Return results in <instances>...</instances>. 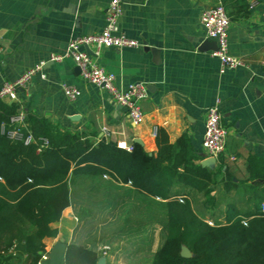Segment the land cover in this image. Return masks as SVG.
I'll use <instances>...</instances> for the list:
<instances>
[{
	"label": "crops",
	"instance_id": "0c3cea01",
	"mask_svg": "<svg viewBox=\"0 0 264 264\" xmlns=\"http://www.w3.org/2000/svg\"><path fill=\"white\" fill-rule=\"evenodd\" d=\"M222 1L231 17L229 50L244 62L223 72L212 54L216 44L200 22L202 10L215 0H122L121 30L147 44L107 47L98 55L92 52V57L116 75L119 89L134 81L147 85L140 124H134L126 108L103 87L85 81L69 57L46 63L45 77L32 76L19 90L18 109L46 118L61 131L79 132L93 143L105 138L132 146L138 137L150 153L157 151L160 127L172 143L185 136L197 154L194 162L207 167L214 180L208 193L182 183L173 187V193L188 197L210 225L227 223L235 211L261 210L264 0H247V13L237 11V18L231 13L237 0ZM108 2L0 0V85L17 79L51 53L65 51L71 38L100 31ZM63 84L77 86L80 95L68 99ZM217 99L221 122L228 129L226 148L213 162L204 163L210 158L203 147L206 111ZM69 193V205L50 224L56 233L43 239L48 253L57 245L76 244L98 251V261L103 259L104 264L153 263L165 237L163 199L117 180L111 172L73 175ZM193 194L198 195L197 206ZM104 245L109 246L106 254Z\"/></svg>",
	"mask_w": 264,
	"mask_h": 264
},
{
	"label": "trees",
	"instance_id": "16d2710c",
	"mask_svg": "<svg viewBox=\"0 0 264 264\" xmlns=\"http://www.w3.org/2000/svg\"><path fill=\"white\" fill-rule=\"evenodd\" d=\"M247 10V0H237L232 18ZM17 110L15 102L0 103V264H37L46 251L43 239L56 233L50 224L70 203V178L106 172L164 200L165 237L152 264H264L260 209L235 211L227 223L210 225L188 197L173 193L178 183L208 193L214 180L207 167L194 162L197 154L185 136L172 143L160 127L156 152L137 142L126 150L105 138L93 143L79 132L61 131L46 118L26 113L29 130L49 141L26 144L1 132V123ZM183 246L189 256L182 255ZM98 259L99 252L87 246L66 248V264H97Z\"/></svg>",
	"mask_w": 264,
	"mask_h": 264
},
{
	"label": "built area",
	"instance_id": "2783aa9c",
	"mask_svg": "<svg viewBox=\"0 0 264 264\" xmlns=\"http://www.w3.org/2000/svg\"><path fill=\"white\" fill-rule=\"evenodd\" d=\"M122 0H109L105 9L106 23L97 32L73 37L63 52H53L34 66L26 69L17 79L3 81L0 85V103L2 101L16 102L19 90L26 88L36 73L45 77L44 68L48 62H59L69 57L79 68L81 77L97 86L103 87L120 105L124 106L134 124H140L144 119L141 102L148 95V87L142 81L130 83L126 89H119L116 84V75L99 65L92 54L86 48H92V52L98 55L103 48L139 47L145 43L136 38L127 36L120 28L122 15ZM201 25L205 28L208 38L216 42V48L212 54L220 61V71L235 69L244 65L243 59L232 54L228 45V29L231 17L222 0H215L214 4L205 7L200 16ZM1 50V49H0ZM63 91L68 99H76L81 90L77 86L63 84ZM26 112L21 108L12 114L7 121L1 123V132L9 139L22 141L26 144L34 142L42 145L48 144V138L35 136L26 124ZM106 130V129H104ZM228 129L221 122L220 99L210 105L206 111L203 147L209 157L217 158L226 148ZM117 146L131 150L132 146L124 141H118ZM264 212V202L261 204ZM108 245H104L103 254H106ZM48 258L45 251L37 264H43Z\"/></svg>",
	"mask_w": 264,
	"mask_h": 264
},
{
	"label": "water",
	"instance_id": "95a60500",
	"mask_svg": "<svg viewBox=\"0 0 264 264\" xmlns=\"http://www.w3.org/2000/svg\"><path fill=\"white\" fill-rule=\"evenodd\" d=\"M213 42L216 44V42L214 40H213ZM145 44H147V43L145 42ZM151 48H152L151 50L154 52L158 51V49L155 47H151ZM86 50L89 54H92V51L88 47L86 48ZM134 142H137L141 145L143 144L142 140L138 137L134 138ZM214 159L215 158L210 157V158L206 159L204 161V163L213 162ZM186 248L187 247L183 246L181 253L184 256H189V255H187L189 249L188 248L186 249ZM65 254H66V246L57 245L54 249H52V251H50L48 253V258L43 261V264H66L65 263ZM97 264H104V260L103 259L99 260L97 262Z\"/></svg>",
	"mask_w": 264,
	"mask_h": 264
},
{
	"label": "rangeland",
	"instance_id": "374dc122",
	"mask_svg": "<svg viewBox=\"0 0 264 264\" xmlns=\"http://www.w3.org/2000/svg\"><path fill=\"white\" fill-rule=\"evenodd\" d=\"M191 197H193V198H195V205L197 206V204H198V195H192Z\"/></svg>",
	"mask_w": 264,
	"mask_h": 264
}]
</instances>
